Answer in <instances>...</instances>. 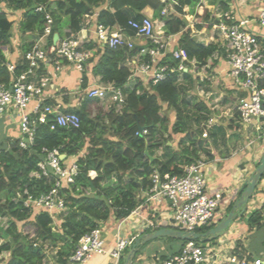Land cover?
Listing matches in <instances>:
<instances>
[{"label": "trees", "instance_id": "trees-1", "mask_svg": "<svg viewBox=\"0 0 264 264\" xmlns=\"http://www.w3.org/2000/svg\"><path fill=\"white\" fill-rule=\"evenodd\" d=\"M198 1L176 0L177 9L181 13L185 5L194 6ZM103 2L104 0L0 1V10L3 11L0 12V83L8 85L13 77L19 76L27 68L24 55L46 27L44 14L34 12L38 5H43L53 19L51 34L47 37L45 46L48 49L53 43L54 34H58L60 38L75 36L81 30L84 16L99 8ZM229 2L230 0H210L211 4L218 3L223 11L229 10ZM163 7L160 0H108L107 7L97 14L96 24L117 25L133 36L128 25L130 21L142 19L145 9L152 10L154 18L163 20L160 16ZM7 8L23 12L18 24L21 42L18 49L22 56L14 64L13 74L7 71V61L3 54L11 46L13 36V25L5 16L4 10ZM63 24L68 26L67 34L62 32ZM184 27L185 21L182 18L165 19L166 36L176 35ZM147 45L153 46L150 42ZM86 48L91 49L92 46L88 45ZM178 48L183 49L188 61H194L199 69L206 66L215 54L225 59L222 48L215 44L204 46L197 43L191 36L190 29L181 32ZM139 50L140 47L129 50L104 46L99 50V56L92 67V74L99 77L102 83L119 88L125 94V105L119 112L111 108L107 113L99 112L92 117L88 108L95 100L84 98L78 107L63 110L78 116L79 128H60L49 116L46 123L36 126L30 145L21 148L20 140H15L10 149L0 151V216L7 217L11 222L6 230L8 240L3 238L0 231V262L2 254L9 253L4 264H43L44 245L48 243L57 248L54 264H69V258L83 236L100 228L110 218H127L141 205L140 195L150 188V177L154 172L162 180L183 176L185 166L201 159L202 155L210 158L207 150L209 142L214 144L218 136L225 142V131L220 126L209 131L206 139L201 137L202 122L210 112L203 102L196 104L195 98H188L189 88L184 82H192V76L181 72L179 80L180 73L171 72L177 67V61L170 53L165 54L160 62L167 66L164 80L155 85L149 83V90L144 89L139 80L132 88L126 87L131 73L123 64L127 61H134L136 64L149 61V57L140 55ZM189 62L186 64L188 67ZM216 64L217 60L212 61V66ZM86 79L83 75L82 89L87 85ZM44 105L50 106L51 101L45 100ZM163 106L174 112L175 121L171 126L168 117L161 114ZM192 123L198 124V128L193 129ZM139 128L147 134L141 135ZM174 137H178L177 150L171 146ZM44 148L58 149L65 159L77 157L75 163L78 171L73 183L63 186L60 191L65 213L61 216L60 225L56 226L58 231L52 230L47 211L27 209L22 205V200L28 196L37 198L53 187V179L32 175L38 172V164L43 160L41 150ZM158 150H161L160 156H156ZM90 172H94L95 177L91 178ZM261 219V212H255L248 221L250 230L258 229ZM27 222L34 226L33 238L23 235L17 227V223ZM211 228H201L196 232L205 233ZM160 239L178 242L171 238ZM213 240L214 238H209L206 242ZM143 248L139 247L132 263L142 254ZM124 262L121 258L119 264Z\"/></svg>", "mask_w": 264, "mask_h": 264}, {"label": "built area", "instance_id": "built-area-1", "mask_svg": "<svg viewBox=\"0 0 264 264\" xmlns=\"http://www.w3.org/2000/svg\"><path fill=\"white\" fill-rule=\"evenodd\" d=\"M4 1V0H0ZM164 5L169 0H160ZM202 0L199 1V8ZM261 4L255 19L257 25L264 28V0ZM7 20L12 23V28L18 26L22 20V11L5 9ZM0 12H3L0 10ZM35 13H43L46 27L43 34L38 37L33 47L24 55L27 68L19 75L12 78L8 85L0 83V114L13 110L19 119V130L21 133L20 147L25 148L33 141L35 128L38 124L47 122L51 116L55 125L60 128L77 129L80 120L75 113L56 110L49 105H44L47 99L45 90L52 84V77L48 73H38L47 66H51L55 72L60 71L61 62H67L83 73L86 62L92 57V52L84 49L78 40L73 37L63 38L46 49L42 41L51 34L53 19L43 5H38L34 9ZM171 13V14H170ZM92 13L86 15L89 18ZM162 17L168 18L170 15L176 18L174 9L168 11L164 7L160 12ZM94 15V14H93ZM12 17V19H10ZM217 22L212 25L216 34L223 40V52L228 65L227 76L234 82L235 87L243 93L235 105L236 120L241 125H252L259 139H264V46L261 37L248 29V19H237L233 10L221 11L217 14ZM197 24L190 23L191 27L185 29L193 30ZM129 27L133 31V36L149 41L153 46L143 45L139 53L149 57V61L135 65L133 73L140 74L148 79V82L155 85L165 79L167 66L160 64L165 54L170 53L177 61V67L171 72H187L188 57L183 49L176 48L169 50L170 43L167 39L159 37L156 32V23L150 17H143L138 21H130ZM13 28V30H14ZM96 36L99 43L110 49L126 48L134 49L135 44L126 37L122 30L111 32L109 28L97 25ZM192 33V32H191ZM43 67V68H42ZM7 71L14 73L15 65L7 64ZM82 83V79H80ZM116 109L125 105L126 96L119 88L111 85L94 86L85 91V98L104 102L108 100ZM33 103L32 110L28 109ZM220 116L209 115L201 125V137L206 139L209 131L218 124ZM141 135H146L145 130L140 131ZM27 140V141H25ZM43 160L38 164V172L32 174L38 178L53 179V187L44 195L37 198L28 196L22 200L24 208L33 210H45L53 218L61 213H65L64 200L60 195L63 186L73 183L78 168L76 163L64 165V158L58 149H42ZM205 163L199 159L183 168V176H173L167 180H162L154 172L150 177L151 186L146 193V199L153 202L165 201L169 203L171 219L166 228L182 231L185 233H195L196 230L216 225V214L221 207L224 195L221 191L210 192L207 189L204 176ZM94 175V176H93ZM91 178L95 177L93 172L89 173ZM24 194H27L24 191ZM264 209V207H263ZM262 220L264 221V210H262ZM59 219L53 222L54 227ZM152 226V223H149ZM128 238H118L109 256L115 264H118L122 255L132 244ZM104 239L101 228L94 229L89 234L83 236L72 256L69 264H83L95 254H104ZM222 258L217 253H213L209 246H200L194 241L185 242L180 250L175 254L157 260L156 264H212L218 258ZM228 263L237 264H264L261 259L238 261L236 256H224Z\"/></svg>", "mask_w": 264, "mask_h": 264}, {"label": "crops", "instance_id": "crops-1", "mask_svg": "<svg viewBox=\"0 0 264 264\" xmlns=\"http://www.w3.org/2000/svg\"><path fill=\"white\" fill-rule=\"evenodd\" d=\"M199 1L194 6L185 5L182 8V14H179L177 9L178 3L176 0H169L168 4L164 5V7H166L168 11L172 7L175 11V15L179 14L177 18H182L185 21L186 28L188 26L191 27L192 25H190V23H194L195 20H197V24L194 26V29L191 30V36L197 43L204 46L215 44L219 48H222L223 40L216 34L217 32H215L212 25L218 20L217 14L223 10L218 3L211 4L210 0H202V8H199ZM107 2L108 0H104L102 4L100 3L99 8L93 9L89 18H86L85 15L81 30L75 36H71L78 40L84 49L92 52V57L86 62L84 72H78L72 64L65 61L61 62L62 67L58 72H55L51 66H47L42 70L43 73H48L52 77V84L45 90V96L47 98L46 100L51 101L50 106L56 110L63 111L69 108L78 107L85 98V91L87 89L94 86L100 87L109 85L102 83L99 77L92 74V67L99 56V50L104 47L98 42L95 33L97 26L96 17L101 9L107 7ZM260 4V0H230L228 3L229 10L234 11V15L237 19L249 20L248 29L257 33L261 37L264 46V28L259 27L255 21ZM143 15V17H150L156 23V32L159 33V37L167 39V42L170 43V51L178 48V40L181 36V32L186 30L185 27L176 35L166 36L164 24L165 19L167 18L162 17L161 14L160 16L163 20L154 18L153 12L150 9H145ZM172 16L173 15H170L168 18H172ZM10 19H12V17ZM154 19L159 20V23ZM157 24H159V27H157ZM105 27L109 28L111 32L122 30L117 25ZM16 29L18 30V26L17 28H14L13 35L17 33ZM62 32L63 34L69 32L67 24H63ZM122 33L134 42L135 47H141L143 45L148 46L147 43L149 41L130 36L123 30ZM207 33L209 37L208 39H204L205 36H207ZM63 38L59 37L58 41L63 40ZM46 42L47 38L42 41V44L46 46ZM11 43H14L12 39ZM20 43V40L19 43L18 40L15 41L18 48ZM88 45L92 46V48L87 49L86 46ZM18 48H13L12 50L10 46L3 51L7 64H15L19 61L22 54ZM215 60H217V64L212 66V61ZM189 65V67L187 65V72L185 73H189L192 66L195 67V69H199L194 61H190ZM123 66H127L131 73L126 87L132 88L139 80L142 82L144 89H150L146 77L133 73L135 71V65H133V62L127 61ZM201 70H205L206 74L212 77L213 90L210 91V94L207 93V95L211 96L215 93L219 94L221 97V103L218 106H224L225 108V106L232 105V108H227L226 112L222 114L223 118L221 119L223 120H218V124L212 128L214 129L217 126H220L224 129L225 142L220 139V136H218L214 140V144L209 142L207 150L210 153V158L204 155L201 156V159L205 163L204 176L207 189L210 192L221 191L224 195L222 205L219 207L216 214L215 221L217 224L227 216L232 207L239 200L242 191L248 184L250 176L259 165L261 159L264 158V139L258 138V134L255 132L252 125H241L235 118V105L237 104L238 99L243 96V93L235 87L234 82L227 76L228 65L226 59L219 58L218 55L215 54L213 58L207 62V65L201 68ZM83 75L87 78L85 89H82V84L80 83V79H83ZM104 102H107L110 108H113L118 112L123 108L122 107L118 110L109 100H105ZM207 103L208 102H206V107L208 106L209 112L213 111L214 107L210 108ZM32 107L33 103L28 109L29 112L32 110ZM174 139H176V141L175 143L172 141L173 143L171 146L173 149L177 150L178 137ZM15 140H21L19 119L13 110H9L0 114V151L2 149H10ZM160 154L161 150H158L156 156H160ZM81 155L82 153H80L79 156ZM76 159L77 157L64 158L63 163L64 165H70L75 163ZM140 198L142 200L141 205H139L127 218L122 220L110 218L100 226L105 241V253L95 254L83 264H115V262L111 260L109 253L113 250L118 238H128L134 241L141 234H144V231L151 232L153 230L166 228L171 219L169 203L165 201H148L145 192L140 195ZM263 207L264 180L257 184L249 202L243 207L242 212H237L236 219L232 222L229 228L223 234L215 237L213 241L207 242L206 246H209L213 253L222 256V258L220 257L215 261L212 258V264H231L223 259L224 256L229 255L236 256L239 262L244 259L251 262L258 258L264 263V221L261 219V226L258 229L250 230V227L248 226V221L252 215L255 212H261L262 214V210H264ZM60 222L59 219L56 225L59 226ZM149 223H152V226H149ZM180 242L182 241H165L160 243V246L157 247L158 244L151 241L147 243L146 246L144 245V248L142 247V254L139 255L132 264H156L158 259L163 260L178 252L182 247ZM128 251L129 250L127 249V254ZM127 254H123L122 258L125 255V259ZM3 263L4 262L0 264Z\"/></svg>", "mask_w": 264, "mask_h": 264}, {"label": "rangeland", "instance_id": "rangeland-1", "mask_svg": "<svg viewBox=\"0 0 264 264\" xmlns=\"http://www.w3.org/2000/svg\"><path fill=\"white\" fill-rule=\"evenodd\" d=\"M151 16V15H149ZM156 21H158L157 23H159V20L157 19H154ZM157 27H159V24H157ZM16 32L14 35H13V38L12 40L14 41V43L12 44L11 43V48L13 50V48H18L15 44V41L18 40V43H19V32L18 30L16 29ZM209 35L207 33V36H205L204 39H208ZM188 75H192L193 77V81L190 82L189 81H186L184 82L187 86V88H189V92L187 94L188 98L189 99H193L195 98V103L196 104H199L201 102H203L205 105H206V102H208L207 104H209V107L210 108H213V111H210L211 115H215V116H220V119L219 120H223L221 118L222 117V114L224 112H226V109L227 108H232V105H229V106H218L220 105L221 103V97L219 96V94L215 93V94H212L211 96L207 95V93L210 94V91H212V77L208 74H206L205 70H201V69H195V67H191V71L189 73H186ZM87 99V98H86ZM107 99L109 100V96L107 97ZM163 110H162V115H166L168 117V120H169V124L170 126L172 125V123L175 121V115H174V112H171L169 110L166 109L165 106H163ZM208 108V106H207ZM110 106L107 102H99V101H95L89 108H88V112L89 114L94 117L97 113H107L109 110H110ZM209 114V115H210ZM193 115V114H192ZM209 115H206V117H208ZM193 124V129H197L198 128V124L196 123H192ZM201 124V122H200ZM203 124V122H202ZM211 132V131H210ZM176 138V137H174ZM173 138V142L175 143L176 139ZM172 142V143H173ZM178 142V140H177ZM175 150V149H174ZM160 152V151H159ZM18 199H20L19 197H17ZM16 200V199H14ZM21 200V199H20ZM49 216V215H48ZM61 216L62 214L60 213L56 219H53L51 216H49L48 218H51L50 221L52 222V230L53 231H58V227H54L53 225V222H55L57 219H61ZM11 225V222L10 220L7 218V217H2L0 216V231L2 232L3 234V238H6L8 240V235H7V232L6 230L9 228V226ZM58 226V225H57ZM17 227L18 229L21 231V233L23 235H26L28 236L29 238H33L34 237V226H32L30 223H17ZM5 241V240H4ZM153 243L155 244H158L157 247L160 246V243H163L165 241H163L162 239H156L154 241H152ZM200 246L204 247L207 245V242H199L198 243ZM56 251H57V248H53L51 246H49L48 243H46L44 245V262L43 264H54L55 263V255H56ZM125 255L127 254V251L124 253ZM124 255V257H125ZM2 262H6L7 259L9 258V253H3L2 254ZM123 257V260H125ZM3 263V264H4Z\"/></svg>", "mask_w": 264, "mask_h": 264}, {"label": "water", "instance_id": "water-1", "mask_svg": "<svg viewBox=\"0 0 264 264\" xmlns=\"http://www.w3.org/2000/svg\"><path fill=\"white\" fill-rule=\"evenodd\" d=\"M59 39L58 34L53 35V44H56ZM139 131H142L139 128ZM27 141V140H25ZM64 155H61V158H64ZM152 160V158H151ZM264 174V158L261 159L259 165L256 167L252 175L248 180V184L245 189L242 191L239 200L232 207L230 212L227 214L225 218H223L219 223H217L214 227L209 229L205 233H185L178 230H173L171 228H161L157 230H153L151 232H147L141 234L138 238H136L133 243L128 248V254L125 258L124 264H132V259L138 251L139 247H143L147 243L154 241L159 238H171L177 241L188 242V241H206L209 238H215L221 234H223L232 222L236 219L237 212H242L243 207L247 205L250 198L252 197L257 184L261 181Z\"/></svg>", "mask_w": 264, "mask_h": 264}]
</instances>
